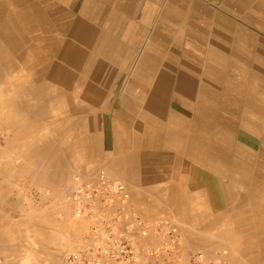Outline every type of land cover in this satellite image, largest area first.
<instances>
[{"label":"crops","instance_id":"1","mask_svg":"<svg viewBox=\"0 0 264 264\" xmlns=\"http://www.w3.org/2000/svg\"><path fill=\"white\" fill-rule=\"evenodd\" d=\"M160 1L83 0L81 7L84 8L80 11L84 12L77 13L83 20L84 36L80 42L84 50L88 49V53L102 60L110 54L118 64L132 61L129 69L124 71L121 67L117 72L123 76H132L131 65L135 59L145 56V59L158 60L156 67L141 69L137 74L157 76L159 81L154 86L140 89L132 82L120 96V84L124 80L117 79L119 83L109 86L103 82L105 70L98 79L100 92H105V96L97 97L95 102L75 101L73 105L52 108L49 105L44 117L33 115L35 106L31 104L33 107L28 106L30 117L22 116L15 127L9 128L0 121V264H67L65 255L76 249L85 228L84 220L74 213L73 190L84 181L100 179L102 171L110 178L125 180L139 214L150 215L149 219L165 215L175 222L185 235L186 252L202 253L204 264H234L231 257L216 250L212 241L208 242L210 235L204 225L207 226L214 213V201L220 199L219 189L223 194L220 203L231 201L230 195L235 203L242 200L240 185H231L232 177L240 175L232 176L227 164L215 166L209 159L198 161L193 152L177 146V135L170 127L176 122L167 121L165 100L168 88L165 77L172 75L168 70L173 66L166 63L165 47L170 41L164 35L173 31L164 27L166 32L155 30L153 37L148 36L150 15L160 10ZM55 2L57 5L52 6ZM217 2L219 11H243L244 7H250L251 14L244 20L241 17L236 28L215 20L208 50L214 45L217 54L222 55L210 56L208 51L212 66L206 74L208 86H212L208 89L217 91L223 81L225 91L229 83H237L238 122L242 123L243 117L249 116L252 123L263 125L264 0ZM48 3L51 8L62 7L70 14L77 0H48ZM190 4L186 7L196 14L193 7L198 5ZM177 24L172 26L178 29ZM191 27L193 37H200L193 27L200 32L205 30L194 24ZM90 40L98 45L94 52L85 45ZM151 42L164 49L163 55L159 53V57L154 58L156 53L152 51L145 54ZM178 44L181 45L182 40ZM179 51L173 74L185 77L190 72L194 75L198 60L183 59ZM146 82H150L149 78ZM179 84L178 93L182 98L184 89ZM185 96L189 94L186 92ZM119 132L123 135L118 136ZM207 152L213 155L211 149ZM193 202L212 208L192 215L186 212L190 210L186 205ZM168 209L177 213L172 214Z\"/></svg>","mask_w":264,"mask_h":264},{"label":"bare ground","instance_id":"2","mask_svg":"<svg viewBox=\"0 0 264 264\" xmlns=\"http://www.w3.org/2000/svg\"><path fill=\"white\" fill-rule=\"evenodd\" d=\"M160 2L163 10H161V15L157 16L159 20L166 22L173 19V24L178 23V29H175L174 26H167L172 29L170 32L173 31L171 33L173 35L163 34L168 37V42L173 44L172 53L177 56L179 53L177 36L181 35L185 29L184 22L188 15L185 13L188 8L186 5L192 1L161 0ZM56 5L55 2L52 6ZM83 5V0H77L74 6L75 10L69 14L64 12L62 7L51 8L48 0H0V121L9 128L15 127L22 116L29 115L30 117L28 112L31 110L28 106L31 104L35 106L32 114L44 117L48 114L46 107L49 105L50 107H61L73 105L75 101L95 102L97 97H104L105 92L101 94L98 79L105 70L106 77L103 82H107L109 86L119 83L117 79L124 80L125 76L118 74V69L121 67L124 70L129 69L132 61L125 60L121 61L122 64H118L110 54L106 56V60H102L95 54L90 52L89 54L88 49H83V44L80 42L84 36L81 24L83 20L79 16L84 12V10L80 11L84 8L81 7ZM178 11L181 12L178 13ZM151 14L156 13L153 11ZM190 18L194 19L193 24L197 26V15L193 13ZM198 26L205 28L204 25ZM172 36L175 39L170 38ZM85 45H88L91 48L90 51L93 52L98 47L91 40ZM147 48L146 55L149 51L156 53L154 58L159 57V53L163 55L164 49L153 42ZM208 51L210 56L221 57L222 55L217 54L214 45ZM157 63L158 60L145 59L143 56L131 68L132 76L145 84V77L137 74L141 69L156 67ZM167 63L168 65L171 63V67H174L173 62ZM195 79L197 80V77H191L186 81L182 78L178 80L179 87L184 89L181 102L187 106L193 105L190 99L193 100L191 97L195 89L190 83H195ZM131 82L126 84L130 86ZM146 84L150 85L151 83L146 82ZM237 85L233 81L228 84L224 92L223 103L217 112L211 110L215 107V102H211L214 97L213 92L210 93L208 87L203 86L200 90L203 94L197 100L200 103L191 115V119L174 116L173 121L176 123H172L170 127L177 135V146L193 152L198 161L205 162L209 159V162L215 166L227 164L230 166L232 176L237 173L240 175V177H232L231 185L237 187L240 185L239 194L242 200L235 203L233 196L230 195L231 201L229 199L228 203H224L226 207L214 211L211 215L207 229L211 233H220L221 238L231 237V234L238 237L239 243L233 242L230 248L234 253L238 250L244 264H264V149L257 153L259 154L258 158L256 152L253 153L249 150L250 148L245 147V137H247L245 134L241 135L245 146L235 145L234 132L236 122H238V113H240V92ZM109 86L107 87L109 88ZM166 86L168 87L167 80ZM127 88H129L128 85ZM186 92L189 96H185ZM33 105L31 106L33 107ZM247 117H243L242 121L245 127L244 133L252 124L249 116ZM37 120L39 121V119ZM250 128H254L256 131L255 126ZM247 133L252 135L249 131ZM221 134H224L223 138L220 137ZM121 135L123 134L119 132L118 136ZM261 140H264V135L261 136ZM209 149L213 151L211 156L207 152ZM235 156L237 159L234 160ZM257 158V167L255 168L254 164Z\"/></svg>","mask_w":264,"mask_h":264},{"label":"built area","instance_id":"3","mask_svg":"<svg viewBox=\"0 0 264 264\" xmlns=\"http://www.w3.org/2000/svg\"><path fill=\"white\" fill-rule=\"evenodd\" d=\"M74 213L85 228L67 264H204L202 253L184 249V234L165 215L145 218L125 182L104 171L73 190Z\"/></svg>","mask_w":264,"mask_h":264},{"label":"rangeland","instance_id":"4","mask_svg":"<svg viewBox=\"0 0 264 264\" xmlns=\"http://www.w3.org/2000/svg\"><path fill=\"white\" fill-rule=\"evenodd\" d=\"M152 1H154V0H152ZM191 1L194 4L196 3L198 5V7H196V8H195V5L193 7L195 9V11L197 10L196 11V15H198L196 24L204 25L205 26V28H204L205 30L200 32V31L196 30V27H195V29L193 27L194 32L195 33L197 32L200 35V37H193L194 34H191L192 33L191 25H193L194 19H191L190 17H192V14L194 12L192 13V9H188L187 8L185 13L188 14L187 15L188 18L186 17L187 21L185 20V22H184L185 29L181 32V35H178V36L176 35V36L177 37L180 36V38L177 41L182 40V44L178 45V51L179 50L182 51L183 59L186 58V57H189V58L190 57H194L196 60H198V66H197V69H196L197 72L194 73V75H192L193 73L190 74V72H189V74H187V76L179 77V75H173L174 67L171 68V70H168V71H171L173 73H172V75H168L167 74L166 77H165L166 80H167V85H168L167 91L165 93V100H166V103H167V108H166L167 109V121H169V119H174L175 117L191 119V115L196 111L197 105L200 103L197 100L200 99L201 98L200 95L203 94L200 91L201 88L203 86H205V87H208L209 89H212V88H210L212 86H208L209 85L208 83H210V82H208L209 80L206 77L207 76L206 74L209 73L211 68H212L211 61L208 60V57H209L208 56V47L210 46L209 45L210 44L209 41H210L211 36H212L211 32L213 30V24L215 23V20H217V21L219 20V22L223 21L226 24H228L231 28H233V27L236 28L237 22H238V20L241 17H242V20H244V19H246L245 16L248 17V15L251 14V12L249 10L250 7L249 8L248 7H246V8L244 7L243 11H237L236 10V11H233V12H231V11L228 12V10H227V11L222 12V11H219L217 9L218 8L217 0H191ZM160 6H162V4ZM161 10H163V9L160 8V10L155 11L156 14L152 15V17H151L152 22L150 24V32H149L148 36H152L153 37V34H154L155 30H158L160 32H162V31L166 32L167 28L164 30V27H167L169 25L170 26L173 25V22H174L173 19H170V20H168L166 22H164V21L162 22V21L159 20V18L157 16L161 15V12H162ZM180 12L181 11H178V13H180ZM170 35H173V34H170ZM170 38L175 39L174 36H172ZM172 45H173L172 43H168L167 46H166V63L167 62H173V64H174L175 63L174 60L176 58H178L179 55H177V56L173 55V53H172V48H173ZM191 53H193V54L191 55ZM138 60L139 59H135L136 62L134 61L132 63V65H131L132 68L136 65ZM189 63H190V61H189ZM157 65H158V63H157ZM122 68H120L119 71H121ZM125 70H127V69H125ZM151 77H145V78L146 79L149 78L150 83H151L150 85L154 86V83L158 82L159 78L157 76H151ZM175 77L177 78L176 80H175ZM191 77H197V80L195 79L196 80L195 83H190L191 86H194L193 89H195V92L193 91V95L191 97V98H193V100L190 99V101L192 102L193 105L187 106V105H185V104H183L181 102L183 100H181V98L179 96L177 83H179V81H178L179 78L185 79V81H186V80H189ZM245 77L249 78V76H247V75ZM133 78L134 77L131 76V75H127V76L124 77V81L120 84V96H121V94H123V89H125V87H127V85H129V84H126V83H129L131 81L134 82V84H136V86H138L140 89H144V88L146 89L149 86L146 83L144 84V83H142L141 81H138V80L133 81ZM225 78H226V76H225ZM160 79L162 81L163 77H160ZM221 80H223V76H221ZM232 80H234V79H232ZM132 82H131V84H132ZM209 91H210V93L213 92L211 90H209ZM224 92L225 91L223 90V81H222L221 87L217 91L212 93L214 97L211 99V102H213V103L215 102V107L213 109H211V110H214V112H217V111L220 110V106L223 103L222 101H223V97H224ZM208 97H209V95L207 96V98ZM194 100H196V101H194ZM238 116H239V113H238ZM239 118L240 117H237V121H238ZM237 124H239V125H237ZM251 125L253 127L254 126L256 127V131H254V128H250V127H252ZM251 125H250V127H248V130H247V132L249 131L252 134L250 136L247 132L244 133V130H243L245 128L244 127V123L236 122V129H235V132H234L235 133L234 137L236 136V140H234V141L236 142V144H235L236 146L237 145H241L243 147V146L246 145L245 147L250 148L249 150H251L253 153L256 152V154H257L258 152H260V151H262L264 149V140H261V136L264 135V124L263 125H259V124L255 125L254 123H252ZM244 134L247 136V137H245L246 138L245 145H243L244 140L242 139L243 138L242 136H244ZM172 149H175V148H171V150ZM257 155H258V158H259V154H257ZM258 158L256 159V163L254 164L255 168L257 167ZM235 159H237L236 156L234 157V160ZM216 177H218L217 173H216ZM120 179L122 181L124 180L123 178H120ZM124 182H125V180H124ZM219 191H220V193H219L220 199L217 202L214 201V204H215V205L213 204L214 205L213 206L214 211H218V210H220V209H222L223 207L226 206L225 204L223 205V203H220L223 200V194H222L220 189H219ZM263 196H264V193H263ZM181 199L182 198L180 197L179 200L182 201ZM208 204H210V203H208ZM210 205H212V204H210ZM188 207H189L190 210H187L186 212L191 213V214L193 212L202 213V211H206V209L211 210V208H212V206L206 207V205H203L201 203H194V202L190 203V205H186V209ZM167 211L171 212L172 214L177 213L175 210H173L174 212H172L170 209H168ZM142 215L145 218L150 217V215H147V214H142ZM192 215H194V214H192ZM204 228L207 229V226L205 227V225H204ZM207 233H209V235H210V240L208 242L212 241L213 242L212 245L215 244L214 246L216 247V250H219L220 253H226L227 257H229V258L231 257L232 258L231 261H233V260L235 261L234 264L239 263L237 261H241L240 263L242 264L243 259L240 257V253L238 252V250H236V253H234L231 250V248H230V247H232V243L233 242L239 243L238 242L239 241L238 237H236V236L231 234L230 235L231 237L221 238L220 233H211L209 231H207ZM237 257H239L241 259H239Z\"/></svg>","mask_w":264,"mask_h":264}]
</instances>
